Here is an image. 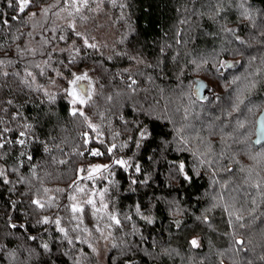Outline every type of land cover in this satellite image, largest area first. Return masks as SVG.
I'll return each instance as SVG.
<instances>
[{"label": "trees", "instance_id": "trees-1", "mask_svg": "<svg viewBox=\"0 0 264 264\" xmlns=\"http://www.w3.org/2000/svg\"><path fill=\"white\" fill-rule=\"evenodd\" d=\"M81 1L30 0L20 13L0 0V264H98L88 235L100 221L106 264H264V144H253L264 0H87L72 14L111 31L105 51L58 22ZM78 72L93 88L76 105L84 116L71 115L63 92ZM198 80L211 86L206 100ZM55 81L64 88L48 92ZM98 163L112 166L83 179ZM84 192L97 193L100 211Z\"/></svg>", "mask_w": 264, "mask_h": 264}, {"label": "snow or ice", "instance_id": "snow-or-ice-1", "mask_svg": "<svg viewBox=\"0 0 264 264\" xmlns=\"http://www.w3.org/2000/svg\"><path fill=\"white\" fill-rule=\"evenodd\" d=\"M86 2H87V0H85V4H86ZM29 3H30V0H15V6L18 7V10H19L20 13H23L25 11V9L28 8ZM13 6H14L13 5V0H8V7H13ZM77 11H79V9H77ZM33 15H35V14H33ZM15 18L16 17H13V19H15ZM3 22L7 23V20H5ZM77 35L79 36L80 33H77ZM61 39H64V37H61ZM84 44H85V46L90 47V48H95L96 47L95 44H90L87 39L84 40ZM220 67L221 68H227V67H231V65L221 64ZM29 75H31V73H29ZM72 76H73V78L68 81L69 87L67 89H65V92H66L67 96L71 98L70 101H69V103L72 105L71 115L76 116L77 114H79L81 116H84L83 111L82 110H78L76 108V105L77 104L85 105L92 98V91L90 90V88L89 89H85V88L80 86V82L81 81H85V80H89V77H88V74L86 72L83 73V74H80V75L72 73ZM133 83H135V81H133ZM9 103H11V101H9ZM85 120H87V117H85ZM30 127H31V125H25V128H30ZM89 128H91L93 131L96 130L95 126L92 125V124H89ZM4 131L7 132V131H9V129H4ZM25 134L26 133L23 132V131H21L19 133V135L21 137L25 136ZM141 135L143 136V133H141ZM85 137H86L85 143H88L89 141L87 139V134L86 133H85ZM17 143L23 145L25 143V141L23 139H20V140L17 141ZM101 143H103V141H101ZM2 147H4V144L0 143V148H2ZM115 147H116L115 145H112L111 147H109L107 149V152L109 154H111ZM90 154L92 156H94V157H98V156L104 155V153L101 152L98 149L91 150ZM29 159H31V157H29ZM112 165H119L120 167L125 168V170L129 166L128 161H126L124 159H113ZM112 165H108V164H104V165L97 164V165H94V166H92L91 168H89L87 170L88 171V175L86 177H83V179L93 180V179L96 178L97 174H102V173L108 172ZM179 167H180V170L183 171L184 165L180 164ZM79 171L83 172L84 169H80ZM136 171H139V167L136 168ZM2 175H4V173H3V171H0V176H2ZM5 182H7V181H5ZM44 191L47 192L48 190L45 189ZM57 191H60V190L58 189ZM76 191L77 192H83L84 189L79 187V186H76ZM104 191H107V190L105 189ZM92 195L95 196V195H97V193L94 192V193H92ZM98 195L100 196V199H101L102 208H107V205L103 204L104 192H100ZM70 199L75 200L76 197L72 196V197H70ZM33 203L36 204L37 207H40V208H43L45 206L43 203L40 202V200H33ZM50 203H51V200H49V204ZM86 203L89 204V205H92L93 208L95 209V211H97V212L101 210V209H96L95 208V200H93L91 198H89L86 201ZM71 211L73 213H77V212L82 213L83 212V208L79 207L76 204H73L71 206ZM109 218L112 221H114L116 224L120 223V221L114 215L110 216ZM43 223H45V224L49 223V220H48L47 217L43 220ZM149 223H151V220H149ZM55 224L58 226L59 231L61 233H64L65 236H66L67 235L66 230L64 228H62V227H59V225H60V220L59 219L55 220ZM13 227H15V225H13ZM85 231H86V229H85ZM69 243H71V240H69ZM191 243H192V245L194 247L198 246V242L196 240L191 241ZM237 243H242V241H238ZM43 247L45 249H47L48 245L45 244V245H43ZM93 250L95 251V249H93Z\"/></svg>", "mask_w": 264, "mask_h": 264}, {"label": "rangeland", "instance_id": "rangeland-1", "mask_svg": "<svg viewBox=\"0 0 264 264\" xmlns=\"http://www.w3.org/2000/svg\"><path fill=\"white\" fill-rule=\"evenodd\" d=\"M84 2H85V0H82L80 4L76 3V8H72V9L68 8V9H64L63 11H61L59 13V15H58V18H59L58 22L59 23H64L65 25H70L72 27V29L75 30L74 32H75L76 35H77V33H80V35L79 36L77 35V36L79 38H81L80 39L81 45L85 46L84 40L87 39L90 44H95L96 45V47L93 48V49H98V50L105 51L107 48H109L111 46V44L113 42V35H112L111 31L107 30L104 27V25L101 26V22H98L97 26H94L90 22H86L87 18L85 17V15L84 16L81 15L80 16L81 18L76 20L74 18L73 14H72L73 13L72 11L79 13L80 11H77V9H79V10L82 9V5H83ZM94 11H96V10H94ZM220 12H223V10H220ZM212 39H213V36H212ZM222 39L224 41L223 40L222 41H219V40L215 41V43L218 44V47H221L222 44L224 45V43L228 42L227 38L222 37ZM73 43H75V40L70 41L69 44L73 45ZM76 74L80 75L82 73L78 72ZM63 75H65V73H63ZM227 78H228L229 83H230L231 79H232V75H228ZM80 86H82L85 89H89L90 88V90L92 91V94H93V88H92L91 82L89 80L81 81L80 82ZM62 88H64V86L59 81H55L51 85H48L45 89L48 92H50V93H54V92H56L58 90H61ZM63 92H65V90ZM236 103H238V102H235V105H236ZM235 105L232 104L231 108H235L236 107ZM248 129H249V127H248ZM240 134L244 137V132L243 131L240 132ZM98 164L99 165H104L105 163H98ZM94 165H97V164H93L89 168H91ZM89 168H87V169H85L83 171L82 175L84 177H86L88 175V171L87 170ZM102 175H103V173L102 174H97L95 180L100 178V177H102ZM84 194H86L87 196L84 195V197H82V201L83 200L86 201L89 198L95 200V196H93L92 194H89L88 192H84ZM95 208H96V206H95ZM92 209H93V212L95 213V209L93 207H92ZM97 223H98V225H97V231L98 232H90L88 237H89L92 249H95V251L94 250L93 251H94V253L96 255L97 263L98 264H106V256H107V252H108V248H109L110 237H109V234L107 233V231L104 229V227H102L103 223L106 224V222L105 221L104 222L100 221V222H97Z\"/></svg>", "mask_w": 264, "mask_h": 264}, {"label": "water", "instance_id": "water-1", "mask_svg": "<svg viewBox=\"0 0 264 264\" xmlns=\"http://www.w3.org/2000/svg\"><path fill=\"white\" fill-rule=\"evenodd\" d=\"M231 65V63H228ZM82 87V86H81ZM211 86L203 80H198L194 86V94L198 99L206 100ZM253 144L259 146L264 144V110L258 115L256 120L255 137Z\"/></svg>", "mask_w": 264, "mask_h": 264}, {"label": "flooded vegetation", "instance_id": "flooded-vegetation-1", "mask_svg": "<svg viewBox=\"0 0 264 264\" xmlns=\"http://www.w3.org/2000/svg\"><path fill=\"white\" fill-rule=\"evenodd\" d=\"M257 120V119H256ZM255 128H256V124H255ZM254 137H255V134H254Z\"/></svg>", "mask_w": 264, "mask_h": 264}]
</instances>
